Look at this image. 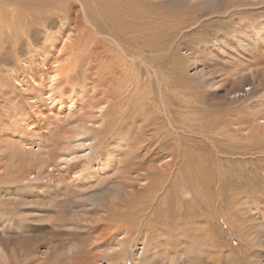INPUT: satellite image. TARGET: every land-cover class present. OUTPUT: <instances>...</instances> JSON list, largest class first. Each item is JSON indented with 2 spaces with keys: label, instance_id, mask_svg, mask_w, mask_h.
<instances>
[{
  "label": "rangeland",
  "instance_id": "1",
  "mask_svg": "<svg viewBox=\"0 0 264 264\" xmlns=\"http://www.w3.org/2000/svg\"><path fill=\"white\" fill-rule=\"evenodd\" d=\"M35 1L36 0H0V17L3 21L1 24L2 26L0 25V233L7 230L10 232L22 229L25 230L23 232L24 234L17 235L12 233L6 235L9 244H6L5 247H3L8 257V259H5L7 263L9 262L8 264H27L28 262L29 264H50L52 261L55 263L63 260L66 261L67 264H106L104 263L102 254L99 253L100 251H94L91 247L89 248L87 246V240L93 241L96 239L93 235L98 232L89 234V232L81 228L84 224H90L83 219L84 214L86 215L88 211L94 213L98 208L94 205L92 199L86 198L85 195H87L90 190H93V187H98L94 189H102L106 187V185L112 183V180L117 179L113 174H107L104 178L101 176L100 180H95L93 177L88 176L87 180L89 178L92 182L89 187L83 188L71 181V177L76 176L74 172L78 169L77 166L73 170L71 165L62 166V164L58 166V169L52 168L50 163L51 156L57 151V149L60 150L65 146L63 145V143H65L63 139H67L68 136L66 135L68 134L70 127L74 125L70 116L77 113V111L72 109L75 108L73 102L70 103L71 107L69 108L70 111H68V109H66L67 104H65L67 102H63L59 110H56L55 104L50 105L41 101L42 106L37 107L35 104L33 106V101L31 100L33 92L38 93V89H43L42 85L47 80L46 71H50V68L54 65L61 68V71L64 74L63 80H65L66 83L69 81L74 84L76 82L78 85L88 84V88L92 85H94L95 88L100 87L97 86V79H94L93 81L87 80L89 79V74L96 76V73L94 74L93 71H86V67H88L89 64L86 62V57L80 56V52L78 51L79 45H73L69 39L62 40L67 33L66 30L69 26L68 22L65 21V18L67 20L68 16L57 15L54 11L55 8H52L51 4H48V0H37L36 3ZM154 1L159 2L158 0H153L152 2L154 3ZM227 1L228 0H191L190 3L189 0H177L179 6L176 7H180V9L181 6L185 7L183 8L184 12L186 14L189 13L187 21H182L180 24H171L172 26L170 28L167 26V36L165 31V35L162 34V36L165 37V40L163 39V41H170L171 47L167 50L168 52L162 53V55H156L154 66H157L156 68L160 71V75L162 74V78L167 80L168 93L169 95L171 93L170 98L176 100V97L173 96V93L176 92L177 95L181 94L186 97H191L195 94L196 98L201 101L198 105L199 110L196 113L197 120H193L191 122L192 125L188 128L190 134L179 136L176 134L173 135L172 138L175 142L173 140H168L165 144L166 148L162 147V149L158 151V154H152V159L150 158L151 161L148 163L151 164L152 161L167 153L173 157L171 158L173 159L171 164L168 166L169 174L172 173L168 178L169 184L167 183L163 190L159 187L161 193L159 192L149 203L145 201L146 207L144 210L147 213V217L149 218L150 216L148 230L151 231V238H153L152 240L157 238V240L162 243V250H164V253L161 254H150L148 251L147 257L150 255L152 257L147 261V264H166L167 261L164 260L165 257L170 254L177 257L180 254L179 250L175 247V239L177 238L175 236L178 235L176 234L175 225L178 223L181 224L180 228L184 229L185 235H188L186 232L191 230L190 227H196L201 230L197 233H195L196 231L192 232L191 237L179 234L187 242L186 252L189 258L192 259V262L189 261L190 264H264V234H260L261 236L259 235L260 232L264 233V216H262L264 215V179H262L264 178V154H262L263 156H258L257 153L254 155L246 153L244 156L236 154L234 157H231L232 159L230 161V158L228 160V158L223 155H221L222 157L216 156L214 148L210 146L208 141L201 138L198 134H213L214 140L219 141V147L223 145L224 147L232 148L231 142L228 141L225 144L224 140L222 142V139L223 137H229V139H231V134L233 133V130L236 129V125L234 127L230 125L229 122L223 123V121L224 119L230 118V112L232 110L245 108L246 106L244 114H246L249 119H247L246 116V119L244 120L242 116L241 120H243V127L246 124V127H244L245 130L249 129L247 131L243 130L241 133L244 136H249L246 137L248 138V141H243L246 138L240 139V134H235L237 139L232 141L236 145L243 144L245 146L246 144H250L249 147L261 145L260 147L262 148L264 146V123L262 124V120L258 121L256 119V121L255 119H251L252 116L260 115L264 112V94H254L247 102L241 103L239 106H235L234 104L236 103L231 101L230 104L224 102V95L226 94L227 88L231 90H235L236 88L241 89V87H233L234 82L232 79H234L236 75L234 74L231 65V59L234 57L231 54V50L228 48V46L231 48V41L236 42L233 38L234 36L239 38L241 36L237 30L238 18L234 15H230L228 10L224 9ZM14 2L20 6L17 10V12H19L17 15L18 19H14L18 22L19 26L17 30H14L13 33H11L9 30V4H14ZM57 2L59 5L60 3L62 4V9H65L64 7H66V5L64 0H58ZM177 2L170 1L167 5L172 7L176 5ZM260 2L261 3L258 4V7H260L257 14L258 17L253 16L249 11L245 12L244 9L241 12L242 14H240L242 17H238L241 19H247L248 21L252 20L250 22H253V20L260 22V20L257 19L260 17H262L260 19L263 20L264 0ZM39 4H44L43 8L46 10L39 9L40 12L37 11L40 6ZM37 6L38 8H35ZM52 9L53 12L50 13ZM29 10L31 11L28 12ZM43 11L45 13H43ZM37 13L40 14L36 15ZM251 16L252 18L250 19ZM4 21L7 23L8 29L5 28ZM103 28L108 29L106 25L103 26ZM46 32L51 35V39L53 38L52 34H54L56 39L49 40L46 37ZM205 41L206 43H204ZM151 42H155V40H152ZM208 42L210 44H208ZM195 45L203 47L201 53L208 54V51L210 50L208 58L211 60L210 63L212 69L210 71L208 70L209 72L199 69V64L205 62V59L202 58V61L200 58L197 59L198 55L194 53V48H196ZM234 47L240 49L239 46ZM248 56H250V54ZM195 60L198 64L194 63ZM189 62H192L193 65H190ZM247 62L252 65L251 68L256 67L259 69L254 76L255 85L257 90L260 91L262 89V84H264V60L256 61L248 59ZM135 65H139L137 72L141 74V80L139 83V85L141 84L140 89H142L144 93H148L149 96V94L154 92L155 84L153 83V80H149L146 77V68L143 65H140L139 63ZM261 68H263V70ZM93 70L95 71L94 67ZM200 74L202 75L201 78L207 80L212 85L209 89L198 86L201 91L196 94V90L193 93L186 88V85L195 80L197 76L199 77ZM21 78L28 82L20 83ZM142 80L143 82H141ZM253 80L254 79H252V81ZM65 81L62 86L66 84ZM198 81L200 80L198 79ZM104 82L101 85V88L107 90L110 85L108 81ZM260 82L261 84L258 85ZM246 88L247 86H244L245 90ZM204 89L207 91L202 92ZM249 91L250 90L247 89V92ZM205 92L207 94H205ZM250 93L251 91L249 94ZM95 94H97L96 90ZM242 94L243 93L240 92V95H238V92H236L237 98H239V96L241 98ZM230 96L233 97V93ZM253 101L256 102V107L253 106ZM46 104L50 106H47ZM126 106L129 108L125 111V119L132 122H125L128 126H115L116 128L110 127L107 129L105 136H108H104L106 139L103 138L104 143H109L113 138V134L115 136L118 131L125 133V136L121 139L125 140V142L127 141V146L130 141L136 144L139 142V136L140 138L143 136L142 130L147 131L151 128L150 126L152 125L149 122L151 119L147 121L142 111H136V109H133L132 106L130 107L129 104H126ZM148 106L149 104L146 105V107ZM129 109L131 110V113ZM112 115H116L115 117L117 118V113H112ZM171 115H173V119L177 124L181 123L179 115L175 113L174 110H172ZM250 119L255 121L252 122ZM151 122L153 123L152 120ZM255 122L258 129L256 125H252L255 124ZM142 125H144V127H142ZM133 135L134 137H132ZM20 138L27 142L29 141V144L23 145ZM133 139L136 140L134 141ZM160 139L162 140L161 137L159 140ZM140 144H145V142ZM149 145H151V148L156 147V138H152ZM58 146L60 148H58ZM104 147L105 146L102 145L100 148L96 149L97 151L93 150L89 153L88 156L83 159V161H87L86 165H88V163H93L94 165L95 161L92 160L94 157H102L101 159L103 161L105 157L108 158L109 155H105L106 153L103 152L105 149ZM46 150H48V152ZM81 150L82 149H77L79 153L82 152ZM44 156L46 157V162H43ZM247 158L252 160L253 163L251 165L253 167L251 166L250 171L245 174L243 166ZM73 162H79V160L74 159ZM85 162H83V165ZM221 163H227V165H221ZM235 164L237 165L235 166ZM217 165L220 166L217 167ZM256 166H258V169ZM237 167H239V169H237ZM191 171L193 172V178H195L193 180L194 183L198 181L200 185V188L196 187V190L190 186L191 180L189 178L191 176L189 173ZM60 172H62L63 176H61L62 174ZM239 172L243 173L240 174ZM84 174H86V172H84ZM84 174L79 175L81 180H85L83 179V176H86ZM58 176H60L59 179L63 180V182H57V186L54 190H48L53 183L51 178H57ZM251 179L255 181H253L255 184L251 182ZM68 182L71 184H68ZM146 183L147 181L143 184ZM216 183L220 184L217 185ZM182 184H184L183 186L185 187H189L188 190L192 194V199H185L179 193L178 186H181ZM239 186L241 188H239ZM208 189L210 191H208ZM240 189L242 191H240ZM65 190L67 193L64 192ZM166 190L168 191L166 192ZM139 191L140 192H138L137 195L141 196L143 192H149L144 191L143 189ZM244 191L245 193H243ZM234 192L236 193L234 194ZM203 193H208V196H205ZM249 193L253 196L251 197V194L249 195ZM211 196H213V198H211ZM246 197L247 201H245ZM233 198L235 203L237 202L240 205H237L236 203L237 206H232L235 204ZM237 198L238 201H236ZM36 200L39 201L36 205L30 203ZM244 202L245 204L247 202H251L252 204L248 203L249 205H245ZM151 204L156 208L152 207ZM151 212H154L155 214ZM193 213H195V215H193ZM256 213L259 217L261 213L262 218L257 217ZM43 215L44 217L42 218L41 216ZM252 216L255 219L252 218ZM72 217L75 219L79 218V222L77 221L79 224L77 222L75 223V225H78L77 231L79 233L77 235H74L73 230H65L60 226V221L65 222V220ZM93 217L94 219L91 217L90 220L92 224L95 223L93 222L95 216ZM239 218L242 219V221L239 220ZM243 222L245 226L243 225ZM259 223H261V225ZM93 228L95 227L93 226ZM98 229L102 231L100 225ZM165 231L166 233H164ZM255 234H258L259 237ZM5 237L0 234V239ZM75 240L79 241L82 245L79 248L82 255L89 252L86 257H82L80 253L74 252V254H72V251L69 252V246L72 245ZM137 243L138 242H136L133 248L135 251L140 252L142 249L141 244ZM165 243L170 245L172 249H166L167 247L165 246L167 245ZM20 244H22L23 247L13 248V245L20 246ZM10 247H12L13 250H11ZM157 247V250L160 249L159 246ZM133 248L132 250H127L126 259L129 263ZM192 248H195V251L191 252L193 250ZM55 255L57 256L55 257ZM65 255H67V257H65ZM195 255L196 257H194ZM42 257L46 260H51L45 261ZM54 257L55 259L53 260ZM193 258H195L194 260H197L195 261L196 263ZM140 259H142V257H140ZM10 260L12 262H10ZM131 260L133 262V258ZM186 261L187 260H185L183 264H189L186 263Z\"/></svg>",
  "mask_w": 264,
  "mask_h": 264
},
{
  "label": "bare ground",
  "instance_id": "2",
  "mask_svg": "<svg viewBox=\"0 0 264 264\" xmlns=\"http://www.w3.org/2000/svg\"><path fill=\"white\" fill-rule=\"evenodd\" d=\"M36 1H35V3H36ZM57 1L58 0H48L47 2H48V4H51L52 8H55L54 11L56 12L57 15H59V16L65 15V17L68 16L67 20L65 17H63V18H65V21L68 22L69 26H68V29L66 30L67 33L65 34V36L63 37L62 40L69 39L73 43V45H79L78 51L80 52V56L86 57V62L89 64V66L86 67V71H93L94 74L96 73V76L89 74V79H87V80L93 81L94 79H97V81H96L97 86L100 88H95L94 85H92L94 88L92 86L90 88H88V84L78 85L76 82H75V84L71 83L69 81L66 83V81L63 80L64 74L61 71V68L59 66L54 65L53 67L50 68V71H46L47 72L46 73L47 80L42 85L43 89H38L39 92L38 91H37L38 93L33 92V95L31 96V100L33 101L32 102L33 106L35 104V106L41 107L42 106L41 101H43L44 103H47L50 105L55 104L56 110L57 109L59 110L61 104L63 102H67V103H65V104H67L66 109H68V111H70V109H69L71 107L70 103L73 102L75 105V108H72V109H75L77 111V113L70 116V118H72V122L74 125H72V127H70L68 134L66 135V136H68L67 139H63V141L65 142V143H63V145H65V146L60 150L57 149V151L54 152L53 155L51 156L52 157L50 160L51 167L58 169L59 168L58 166L60 164H62V166L63 165H66V166L71 165L72 170H73L77 166L78 169L74 172V174L76 176L71 177V181L73 183H75L76 185H78L79 187H83V188L89 187V185L92 182V180L89 178L87 180L88 176L93 177V179H95V180H100L101 176L104 178V177H106L107 174H113L115 176V178L117 180H112L111 181L112 183L106 185V187L102 186V187H104L102 189H94V188H98V187H93L92 188L93 190H90L89 193L87 195H85L86 198L92 199L94 205L96 207H98L96 212L92 213V212L86 210V211H88V213H86V215L84 214L83 219L85 221L89 222L90 224H88V225L84 224L83 226H81V228L84 229L85 231L89 232V234L90 233L94 234V233L98 232L97 234L93 235V236H95L96 239H94L93 241L87 240L88 241L87 246L89 248L91 247L92 250H94V251H100L99 253L102 254V256H103L102 258L104 259V263H106V264H128L129 261L126 259L127 250L128 249L132 250V248L135 246L136 242H138L141 244L142 249L140 252H138V251H135L133 248L132 255H130L131 258H130L129 264H147L148 263L147 261H149V259L152 257L150 255L151 253L161 254V253H164V250H162V243L159 242V240H157V238L154 240H152L153 238H151V235H150L151 231L148 230L150 216L148 218L146 215L147 213L144 210L146 207L145 201H147V203H149L153 197H156V195L159 192L161 193V191H159V187L162 190H163V188L166 187V185L168 183V178L172 174L171 172H173V171H171L170 172L171 174H169V168H168V166L171 164V162L173 160L171 158H173V157L169 153H167L165 155L163 154L161 157H158L157 159L152 161L151 164H148V163H150V161H151L150 158H151L152 154H154V153L158 154V151L160 149H162V147L166 148L165 144L167 143L168 140H173V138H172L173 135L176 134L177 136H179V135L190 134V132H188V128L190 127V125H192L191 122L193 120H195V119L197 120V114L196 113L199 110L198 105L200 104V101H201V100L199 101L196 98L195 94H193L191 97H186L185 95L182 96L181 94L177 95L176 92L173 93V96L176 97V100L171 99L170 98L171 93L169 95V93H168L169 90L167 89V80L165 78H162V74L160 75V71H158V69L156 68L157 66L156 67L154 66L155 61H156V55H162V53L168 52L167 50L171 47V44H170L171 42L170 41H167V42L163 41V39L165 40V37L162 36V34H164V31L166 34L167 26H169V28H170L172 26L171 24H180L182 21L186 22L189 13L186 14L184 12L183 8H185V7L181 6V9H180V7H176V6H179L178 5L179 3L177 2V0H158L159 2L154 1V3L152 2L153 0L152 1H148V0L147 1H145V0H68L67 1V0H64L65 5H66V7H64L65 9H62V4L60 3V5H59ZM170 1L177 2V4L172 6V7H169L167 5V3H169ZM260 1H262V0H228L225 7H224V9L228 10V13L230 15H234L235 17L238 18L237 19V30L239 31V34L241 36L240 38L237 36H234L233 38L235 39L236 42L231 41L230 42L231 48L228 46V48L231 50V54L234 57L233 59H231V65H232V68L234 70V74L236 75V77L233 76L234 79H232V81L234 82L233 87H241V89L236 88L235 90L234 89L231 90V89L227 88L226 94L224 95V102L229 103V104L231 102H234V103H236V104H234L235 106H239V105H241V103L247 102L248 99H250L254 94H257V93L264 94V84H262V89L260 91L257 90V87L255 85L254 74L257 73V71L259 69L256 67L251 68L252 65L248 64V62H247L248 59H252V60H256V61L264 60V58H263L264 57L263 56L264 55V18H263V20L260 19L262 17L257 18L258 20H260V22H257L256 20H253V22H250L252 20L248 21L247 19H241L238 17V16L242 17L240 14H242L241 12L243 9L245 10V12L249 11V12H251V14L253 16L258 17L257 14H258V10L260 9V7H258V4L261 3ZM31 2H34V1H31ZM189 2L191 3V0H189ZM42 3H44V2H42ZM180 3H182V2H180ZM9 5H10V8H9V10H10L9 30L11 33H13V31L17 30L18 26H19L18 22H16L14 19H18L17 15L19 12H17V10L20 6L17 5L16 2H14V4H9ZM33 5H34V3H33ZM43 5L41 6V8H40V6H39V8H38V6L35 8H38L37 11H39V12H40L39 9L46 10L43 8L44 7ZM251 6H252V8H251ZM51 7H50V9H51ZM30 11L31 10H29L28 12H30ZM47 11H50V10H47ZM51 12H53V9H52V11H50V13ZM43 13H45V12L43 11ZM38 14H40V13H37L36 15H38ZM251 18H252V16L250 17V19ZM199 20H200V17H199ZM254 21H256V22H254ZM2 23H3V21L0 17V25ZM4 23H5V28L8 29L7 23L5 21H4ZM105 25L107 26L108 29L103 28V26H105ZM63 27H65V26H63ZM49 33H50V30H49ZM49 33L46 32V34H47L46 37L49 40L56 39V36L52 33L51 34H52L53 38L51 39V35ZM19 35H20V33H19ZM166 36H167V34H166ZM152 40H155V42H151ZM204 43H206V41ZM208 44H210V43L208 42ZM234 46H239L240 49H238ZM195 47L196 48H194V53L198 55L197 59L200 58L201 61H202V58L205 59V62H202V63L200 62L201 64H199V69L205 70V71H208V70L210 71L212 69V65L210 63L211 60L208 58L210 50L208 51V54H205V53H201L203 47H199L197 45H195ZM74 48H76V47H74ZM157 53H159V54H157ZM249 54H250V56H248ZM138 63L140 65H143L146 68V71H145L146 77L149 80H153V83L155 84L154 92L149 94V96H148V93H144V91L142 89H140L141 84L139 85V83L141 80V74L139 72H137V68L139 65L138 66L135 65ZM194 63L198 64L196 60L194 61ZM190 65H193V63L191 62ZM190 65H188V66H190ZM93 67H94L95 71L93 70ZM261 69L263 70V68H261ZM201 77H202L201 74L199 75V77L197 76L195 78V80H193L191 83L186 85V88L191 90L193 93L196 90V94H197V92L201 91L198 88V86H200L202 88L203 87L208 88V89L211 88L212 84L210 82H208L207 80L201 78ZM21 79H20V83H27L28 82L27 80H23V79L21 80ZM198 79L200 81H198ZM244 79H245V81H244ZM252 79H254V80L252 81ZM48 80H49V82H48ZM143 80H145V79H143ZM143 80L141 82H143ZM64 81L66 84L64 86H62ZM104 81H108V83L110 85L109 87L107 86L108 87L107 90H105V89L103 90L101 88V85L103 84ZM243 81H244V83H243ZM37 83H40V82H37ZM260 84H261V82L258 85H260ZM106 85H107V83H106ZM244 86H247L246 90L244 89ZM247 89H249L251 91L250 94H249L250 91L247 92ZM95 90L97 91V94H95ZM204 91H207V90L204 89L202 92H204ZM236 92H238V95H240V92L243 93L241 98H240V96H239V98H237ZM232 93H233V97L230 96ZM205 94H207V93L205 92ZM126 104H129L130 107L132 106L133 109H136V111H142L143 115L146 117L147 121L149 119H151L153 121V123L151 122V120L149 121L150 124L152 125V126H150L151 128L148 129L147 131L142 130L143 136L141 138L139 136V142L140 143L145 142V144H140L139 142H137L138 144L137 143L134 144V142L130 141V142H128V146H127L126 145L127 141L125 142V140L121 139V138H123V136H125V133L124 132H118V131L115 134V136L113 134V138L111 136L112 140L110 138L111 141L109 143H106V142L104 143L105 137L108 136V135L105 136L107 129H109L110 127L114 128L115 126H119V127L128 126L125 124V122H132V121L125 119V116H124L125 111H126V109L128 110V108H129L128 106H126ZM147 104H149V106H148L149 108L146 107ZM252 104L254 107L257 106L255 101H253ZM50 105H47V106H50ZM237 109L232 110L233 112L232 111L230 112V114H231L230 118L224 119V121H223V123L229 122V124L234 126V127L236 125V129H234L233 133L231 134V139H229V137L228 138L223 137V139H222V142L224 140L225 144L228 141L231 142L232 148L224 147L223 145H221L219 147V144H218L219 141L214 140L213 134H210V135H205L204 133H198V134L200 135L201 138L208 141L210 146H212L214 148L216 156L222 157L221 155H223L224 157L228 158V160L230 158V161L232 159L231 157H234L236 154L244 156V155H246V153H249L251 155H254L257 153L258 156H261L262 154H264V146L262 148V147H260L261 145L260 146H253V147H249L250 144H246L245 146L243 144H239V145L237 144L236 145L232 141V140L235 141L237 139L235 137V134H240V139L246 138L248 136V135L244 136L241 133V132H243V130H245L244 127H246L245 126L246 124L244 125V127L242 126L243 120H241L242 116H243L244 120L246 119L247 115L244 114L245 110H246V106H245V108H237ZM172 110H174L175 113H177L179 115V118L181 121L180 124H177L174 121L173 115H171ZM111 112L117 113V118L115 117L116 115L115 116L112 115ZM130 113H131V110H130ZM258 116H260V117H258ZM247 119H249L248 116H247ZM251 119H255V120L257 119L258 121L262 120L261 122L263 124L264 123V112L260 115L252 116ZM254 121H252V122H254ZM69 123H71V122H69ZM252 125L257 126L256 122H255V124H252ZM142 127H144V125H142ZM142 127H141V129H142ZM250 127H251V125H250ZM145 128H146V126H145ZM257 129H258V126H257ZM259 129H260V126H259ZM247 130H245V131H247ZM134 131H135V129H134ZM207 132H208V130H207ZM132 137H134V135ZM160 137L162 138V140L161 139L159 140ZM152 138H154V139L156 138V142H157V146L154 148H151L152 144L149 145ZM133 140L135 141L136 139H133ZM20 141H22L23 145L29 144V141L27 142L26 140H22V138H20ZM243 141L244 142L248 141V138L244 139ZM102 145L105 146L104 147L105 149L103 152L106 153L105 155H109V157L108 158L105 157L104 161L101 159L102 157L101 158L94 157L92 159L93 161H95L94 165H93V163H90V164L88 163V165H86L87 161L85 160L86 161L85 162V161H83V159L86 158L88 156V154L91 153L93 150L100 148ZM58 148H60V147L58 146ZM77 149L78 150L82 149L81 150L82 152L79 153L77 151ZM199 149H200V147H199ZM46 151L48 152V150H46ZM40 153H43V152H40ZM45 158L46 157L44 156L43 162H46ZM74 159H78L79 162H73ZM36 160H38V159H36ZM80 160H81V162H80ZM216 161H217V159H216ZM71 162H73V163H71ZM83 162H85L84 165H83ZM219 162H221V161H219ZM246 163H248V164H246ZM252 163L253 162L250 158L246 159L244 166H243L244 170H245V174L250 171V167L252 166L251 165ZM257 163H256V165H257ZM222 164L227 165V163H221V165ZM236 165L237 164H235V166ZM218 166H220V165H217V167ZM208 167H210V166H208ZM174 168H175V166H174ZM225 168H227V167H225ZM256 168L258 169V166H256ZM237 169H239V167H237ZM240 169H241V167H240ZM79 172H81V173H79ZM84 172H86V174H84ZM261 172H263V171H261ZM60 173L62 174V172H60ZM192 173H193L192 171L189 173L191 176L189 178L191 180L190 186L196 190V187L200 188V185H199L198 181H196V183H194L193 180L195 178H193ZM241 173H243V172H241ZM80 174L86 175V176H83V179H85V180L80 179V176H79ZM61 176H63V174ZM59 178H60V176H58L57 178H51V180H53V183H52L51 187L48 188V190H50V191L54 190L57 186V182H63V180H61ZM262 179H264V178H262ZM197 180H198V178H197ZM219 180H220V178H219ZM145 181H147V183L143 184ZM253 181L254 180H252L251 182L254 183L255 181L254 182ZM217 182H219V181H217ZM234 183H235V180H234ZM68 184H71V183L68 182ZM218 184H220V183H218ZM183 185L184 184H182L181 186H178L179 187V193L185 199H188V200L192 199V194L188 190L189 187H185ZM232 186H233V184H232ZM173 187H175V186H173ZM207 187H208V184H207ZM239 188H241V187L239 186ZM249 188H251V187H249ZM141 189H143L144 191H149V192H143L142 196L137 195L138 192H140L139 190H141ZM167 191L168 190H166V192ZM208 191H210V190L208 189ZM240 191H242V190L240 189ZM245 191H246V189H245ZM245 191L243 193H245ZM64 192H66V190ZM66 193H65V195H66ZM205 193H203V194L205 196H208L207 195L208 193L207 194H205ZM235 193L236 192H234V194ZM196 194H197V192H196ZM250 194L251 193H249V195ZM218 195H219V193H218ZM252 196L253 195L251 194V197ZM199 197H201V196H199ZM202 198H204V197H202ZM211 198H213V196H211ZM234 198H233V200H234ZM245 199H246L245 201H247V197ZM236 201H238V198ZM30 203L33 205H36L37 203H39V201L36 200V201H32ZM234 203H235V200H234ZM236 203L235 204L232 203L233 204L232 206H235ZM239 203H240V201H239ZM248 203L252 204L251 202H247L246 204H248ZM216 204H218V203H216ZM244 204H245V202H244ZM151 205H152V207H154L153 204H151ZM237 205H240V204L237 203ZM154 208H156V207H154ZM154 208H152V209H154ZM206 208H208V207H206ZM251 208H252V206H251ZM236 209H237V207H236ZM241 209H243V208H241ZM82 210H83V208H82ZM147 210H149V209H147ZM232 210H233V208H232ZM247 210L250 211L249 209H247ZM184 212H185V210H184ZM151 213H154V212H151ZM82 214H83V212H82ZM193 215H195V213H193ZM233 215H234V213H233ZM250 215H252V214H250ZM256 215H257V213H256ZM93 216H95V220L93 221V222H95L94 223L95 225L92 224L90 221L91 217L94 219ZM253 216H252V218H254ZM262 216H264V215H262ZM262 216H261V213H260V217L257 215V217H259V218H262ZM41 217L43 218L44 215ZM222 217H224V216H222ZM227 217H228V215H227ZM240 218H239V220L242 221V219H240ZM78 220H79V218L75 219L72 217V218L65 220V222L60 221V226L63 227L65 230H69V231L73 230L74 235H77L79 233L77 231L78 225H75V223ZM199 221H202V220H199ZM191 222H193V221H191ZM98 224L101 226L102 231H100L98 229V227H99ZM259 224L261 225V223H259ZM180 225L181 224H179V223L175 225L176 234H178L175 236V237H177L175 239L176 240V246L175 247L177 248V250H179L180 254L177 251L179 254L177 257L176 256L174 257L173 254H170L169 256L165 257L164 260L167 261L166 264H177V263L183 264L185 260H187L186 263H189V261L192 262V259L189 258V256L187 255V252H186V248H187L186 243L187 242L179 234H181L182 236H186V237L190 236L191 237L192 232L196 231L195 233H197L200 229L196 228V227L195 228L190 227L191 230H189V228H188L189 231L188 232L185 231L186 233H188V235H185L184 229L180 228ZM243 225H244V222H243ZM93 226L95 228H93ZM205 227H206V225H205ZM250 227H251V225H250ZM79 228H80V226H79ZM93 229L95 232L93 231ZM192 229H193V231H192ZM24 231L25 230H23V229L19 230V231L18 230L12 231V232L7 230V231H3L0 234H2L5 237L6 235L12 234V233L17 234V235L24 234L23 233ZM178 231H180V232H178ZM257 232H260V231H257ZM164 233H166V231ZM252 233L254 235L253 230H252ZM260 234L263 235L264 233L260 232L259 235ZM259 235L257 234L256 236L259 237ZM186 239H188V238H186ZM8 241L9 240L7 239V236L5 238L0 239V264H5V263L8 264L9 263V262L7 263V261L5 259V258L8 259V257H7V253L4 251V248H3V247H5L6 244L7 245L9 244ZM262 241H263V239H262ZM262 241H261V243H262ZM91 244H93V245H91ZM165 244L167 245V246H165V247H167L166 249H172L170 247V245H168L167 243H165ZM80 246H82V245L79 243V241H77V240L73 241V244L69 246V249H70L69 252L72 251L73 252L72 254H74V252L80 253V249H79ZM157 246H159L160 249L157 250V248H158ZM21 247H23L22 244H20V246L13 245V248H21ZM13 248L10 247L11 250H13ZM163 249H164V246H163ZM81 251H83V250H81ZM148 251L150 252V254H149L150 256L147 257ZM166 251H168V250H166ZM193 251H195V248L191 252H193ZM85 252H86V250H85ZM197 252H198V250H197ZM256 252H258V251H256ZM13 253H15V252H13ZM82 253H84V252H82ZM87 253H89V252H87ZM87 253L83 254L85 256H83L81 253L80 254L82 257H86ZM59 254H61V253H59ZM67 254L69 255L68 252H67ZM57 255H55V257ZM62 255H63V253H62ZM55 257L53 258V260L55 259ZM65 257H67V255H65ZM78 257H80V256H78ZM140 257H142V259H140ZM194 257H196V255ZM46 258H48V257H46ZM132 258H133V262L131 260ZM42 259H45V258L42 257ZM61 259H63V258H61ZM88 259H89V257H88ZM194 259L195 258H193V260ZM27 260H29V259H27ZM47 260L50 261L51 259L50 260L47 259ZM47 260L45 259V261H47ZM84 260H85V258H84ZM67 261H69V260L67 259ZM195 261H197V260H194V262ZM10 262H12V261L10 260ZM34 262H35V260H34ZM69 263H70V261H69ZM101 263H103V262H101ZM27 264H29V262ZM50 264H67V262L63 260V261H57L54 263L52 261Z\"/></svg>",
  "mask_w": 264,
  "mask_h": 264
}]
</instances>
